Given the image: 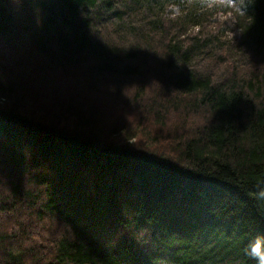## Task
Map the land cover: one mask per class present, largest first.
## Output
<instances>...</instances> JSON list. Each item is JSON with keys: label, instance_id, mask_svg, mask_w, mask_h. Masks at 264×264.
Returning a JSON list of instances; mask_svg holds the SVG:
<instances>
[{"label": "trees", "instance_id": "trees-1", "mask_svg": "<svg viewBox=\"0 0 264 264\" xmlns=\"http://www.w3.org/2000/svg\"><path fill=\"white\" fill-rule=\"evenodd\" d=\"M234 1L230 42L179 0H0V264H256L264 0Z\"/></svg>", "mask_w": 264, "mask_h": 264}, {"label": "rangeland", "instance_id": "rangeland-1", "mask_svg": "<svg viewBox=\"0 0 264 264\" xmlns=\"http://www.w3.org/2000/svg\"><path fill=\"white\" fill-rule=\"evenodd\" d=\"M177 5H162V10L165 16L172 17L182 14V10L197 7L200 10H206L212 16V19L217 18L221 24L218 37L222 40L233 42L239 37V31L235 22L237 13V3L234 0H179ZM158 6L155 8L157 9ZM190 34L197 32V28L191 29ZM202 64L196 62L194 70L203 71ZM209 66V65H208ZM212 67V65H211Z\"/></svg>", "mask_w": 264, "mask_h": 264}, {"label": "clouds", "instance_id": "clouds-1", "mask_svg": "<svg viewBox=\"0 0 264 264\" xmlns=\"http://www.w3.org/2000/svg\"><path fill=\"white\" fill-rule=\"evenodd\" d=\"M244 254L256 261V264H264V234L257 235L244 249Z\"/></svg>", "mask_w": 264, "mask_h": 264}]
</instances>
